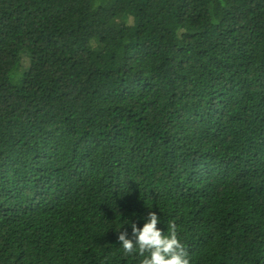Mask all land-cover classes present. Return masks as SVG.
<instances>
[{
    "label": "trees",
    "instance_id": "trees-1",
    "mask_svg": "<svg viewBox=\"0 0 264 264\" xmlns=\"http://www.w3.org/2000/svg\"><path fill=\"white\" fill-rule=\"evenodd\" d=\"M264 264V0H0V264Z\"/></svg>",
    "mask_w": 264,
    "mask_h": 264
},
{
    "label": "clouds",
    "instance_id": "clouds-1",
    "mask_svg": "<svg viewBox=\"0 0 264 264\" xmlns=\"http://www.w3.org/2000/svg\"><path fill=\"white\" fill-rule=\"evenodd\" d=\"M159 216L149 212L142 227L132 223L131 236L127 231H118V243L125 255L138 254L140 264H190L189 253L181 242L174 221L168 225V234L161 228Z\"/></svg>",
    "mask_w": 264,
    "mask_h": 264
}]
</instances>
